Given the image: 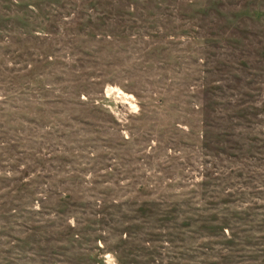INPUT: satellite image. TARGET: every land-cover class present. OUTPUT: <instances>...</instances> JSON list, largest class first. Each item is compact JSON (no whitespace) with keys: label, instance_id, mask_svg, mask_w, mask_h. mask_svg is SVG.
<instances>
[{"label":"rangeland","instance_id":"1","mask_svg":"<svg viewBox=\"0 0 264 264\" xmlns=\"http://www.w3.org/2000/svg\"><path fill=\"white\" fill-rule=\"evenodd\" d=\"M0 264H264V0H0Z\"/></svg>","mask_w":264,"mask_h":264}]
</instances>
